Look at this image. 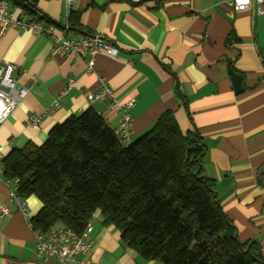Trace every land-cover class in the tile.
Here are the masks:
<instances>
[{"label":"crops","instance_id":"crops-1","mask_svg":"<svg viewBox=\"0 0 264 264\" xmlns=\"http://www.w3.org/2000/svg\"><path fill=\"white\" fill-rule=\"evenodd\" d=\"M26 2L61 32L75 12L79 27H69L67 34H104L119 52L97 55L89 72V58L61 56L44 34L0 32V61L14 64L19 83L29 89L0 126V264H62L37 249L30 219L43 203L34 195L26 198V216L10 197L16 184L7 182L3 159L28 143H44L55 125L90 107L115 130L121 111L87 101L99 74L119 103L135 100L133 140L167 110L184 134L200 136L206 145L202 174L214 181L240 241H257L264 255V12L236 11L232 0H76L70 10L65 0ZM228 61L243 76L241 93L234 89ZM33 113L42 114L37 127L28 123ZM92 225L98 264H161L126 247L120 230L103 224L101 211Z\"/></svg>","mask_w":264,"mask_h":264},{"label":"trees","instance_id":"trees-1","mask_svg":"<svg viewBox=\"0 0 264 264\" xmlns=\"http://www.w3.org/2000/svg\"><path fill=\"white\" fill-rule=\"evenodd\" d=\"M38 21L54 24L26 0H9ZM70 31L79 27L71 11ZM206 145L184 134L167 110L155 126L123 143L90 107L55 125L47 140L13 149L4 176L23 198L43 208L30 219L45 232L63 224L84 232L97 211L121 232L124 245L161 264H264L257 241L241 242L215 183L202 174Z\"/></svg>","mask_w":264,"mask_h":264},{"label":"built area","instance_id":"built-area-1","mask_svg":"<svg viewBox=\"0 0 264 264\" xmlns=\"http://www.w3.org/2000/svg\"><path fill=\"white\" fill-rule=\"evenodd\" d=\"M65 2L70 10L76 0H65ZM232 2L236 11H245L255 7L258 14L264 12V0H232ZM8 28L31 30L52 38L55 50L63 57L89 58V72L93 70V62L97 55L107 54L116 57L119 52L116 44L104 34L70 36L67 34L69 27L62 32L58 31L55 24L38 21L27 14L23 8H14L9 0H0V32ZM16 69L14 64L0 61V126L29 93V89L19 83V78L15 75ZM73 86H75V80H71L70 88ZM87 101L91 105L95 102H106L109 108L120 110V123L115 133L125 144L133 141L131 107L135 102L134 99L119 103L105 76L99 74L98 87L95 92L87 96ZM58 106L59 102L56 101L51 108ZM41 122V113H33L28 117V123L34 127L39 126ZM1 155L2 148L0 147ZM7 182L10 184L12 181L7 180ZM10 197L19 202L21 209L28 217L29 211L26 208L25 199L17 193L16 187L11 189ZM8 211V208L4 207V212ZM92 230V222L88 223L81 234L63 224L52 226L45 232L34 229L37 249L48 256L57 258L62 264H98L92 255L94 245L90 236Z\"/></svg>","mask_w":264,"mask_h":264},{"label":"water","instance_id":"water-1","mask_svg":"<svg viewBox=\"0 0 264 264\" xmlns=\"http://www.w3.org/2000/svg\"><path fill=\"white\" fill-rule=\"evenodd\" d=\"M228 63H229V73H230L232 81H233L234 89H235L236 93H241L244 90V88H243V76L234 70L231 61H228Z\"/></svg>","mask_w":264,"mask_h":264}]
</instances>
